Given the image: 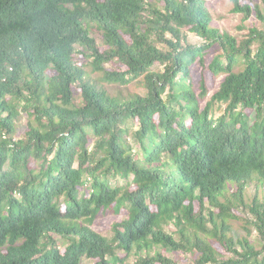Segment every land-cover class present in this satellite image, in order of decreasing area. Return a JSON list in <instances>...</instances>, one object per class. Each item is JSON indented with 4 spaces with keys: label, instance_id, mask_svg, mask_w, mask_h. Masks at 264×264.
Here are the masks:
<instances>
[{
    "label": "trees",
    "instance_id": "trees-1",
    "mask_svg": "<svg viewBox=\"0 0 264 264\" xmlns=\"http://www.w3.org/2000/svg\"><path fill=\"white\" fill-rule=\"evenodd\" d=\"M231 2L263 28L238 40L206 0H0V264H264V200H245L264 185V8ZM79 55L143 91L110 96ZM240 207L258 242L231 235ZM109 210L127 218L105 236Z\"/></svg>",
    "mask_w": 264,
    "mask_h": 264
},
{
    "label": "rangeland",
    "instance_id": "rangeland-1",
    "mask_svg": "<svg viewBox=\"0 0 264 264\" xmlns=\"http://www.w3.org/2000/svg\"><path fill=\"white\" fill-rule=\"evenodd\" d=\"M149 3H159L160 0H147ZM244 4H249L252 7L255 5H259L264 8V1L263 0H242ZM207 7L212 15L213 27L219 29L222 32H227L232 36H235L238 40L246 39L250 34V29L258 27L260 29L263 28V24L257 18L256 13L254 12L251 18L248 21H244V15L241 13L233 12L234 5L231 0H206ZM188 40L191 44L194 45H201L203 44V40L197 37L195 34L187 33ZM97 38V41L101 43L100 37L97 34H94ZM217 52V50L215 51ZM80 64L84 67V69L90 74V80L97 84L100 88L105 90L110 96L117 97L120 99L127 100L131 95L141 93L142 83L140 82H133L129 85H120L114 83H107L103 80V73L99 71H95L93 67L90 65V60L85 57L79 55ZM209 63V61H208ZM106 68H111V64H106ZM197 69V67L195 68ZM125 68L122 69V71ZM195 88L197 93H200L199 89V79H200V72L196 70L195 76ZM224 78L223 75L219 76L216 79H212V77L207 76V82L210 87L209 92V99L211 96L218 91L221 80ZM75 98L77 102L81 101V91H75ZM206 102L203 103V107L205 106ZM27 123L28 117L26 114L21 115L20 119L16 122L17 125V136L16 138H23L27 131ZM237 191V187L231 185L229 187V191L227 192V198L234 200V194ZM258 195L259 198L264 200V185L259 184L257 182L251 183L246 189V197L245 200L250 203L255 196ZM234 198V199H233ZM226 199L222 198V202H225ZM237 205L239 204L238 201L236 202ZM196 210H199V203L196 204ZM209 207V206H208ZM210 208V207H209ZM215 213L219 211L212 209ZM234 214L237 215V219H232L230 221V225L232 227L231 235L236 239H240L244 236L249 235V238L252 241L258 242V233L254 230L252 225L250 224L251 215L248 213L247 210L243 208H239L234 210ZM127 218V211L122 210L121 213L115 214L113 210L105 211L99 215V217L95 220L93 228L100 232L105 236H111L112 229L115 223L121 222ZM212 228V224L209 225ZM177 228L174 225H168L167 231L168 232H176ZM251 231V232H250ZM251 233V234H249ZM205 236V235H203ZM178 238V235L176 234ZM216 247L223 253L225 250L219 243H215ZM179 259L181 263H189L193 260L191 254H182ZM83 264H94V261L91 259H85Z\"/></svg>",
    "mask_w": 264,
    "mask_h": 264
}]
</instances>
